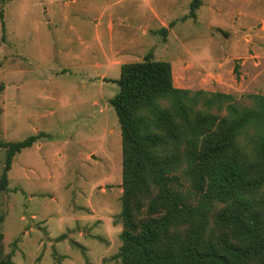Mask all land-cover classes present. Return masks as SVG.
<instances>
[{"label": "rangeland", "instance_id": "obj_1", "mask_svg": "<svg viewBox=\"0 0 264 264\" xmlns=\"http://www.w3.org/2000/svg\"><path fill=\"white\" fill-rule=\"evenodd\" d=\"M192 1L0 0V141L39 136L14 157L0 193L11 264H122L111 99L124 64L152 53L171 63L177 88L245 106L264 94V0H201L196 18ZM5 163L2 148L0 178Z\"/></svg>", "mask_w": 264, "mask_h": 264}, {"label": "trees", "instance_id": "obj_2", "mask_svg": "<svg viewBox=\"0 0 264 264\" xmlns=\"http://www.w3.org/2000/svg\"><path fill=\"white\" fill-rule=\"evenodd\" d=\"M200 6L192 1L193 18ZM152 57L121 67L111 99L123 154L118 258L264 264V94L249 95L253 104L245 106L232 94L177 88L171 63ZM38 139L0 141L6 150L0 193L14 157ZM0 264H11L1 236Z\"/></svg>", "mask_w": 264, "mask_h": 264}]
</instances>
